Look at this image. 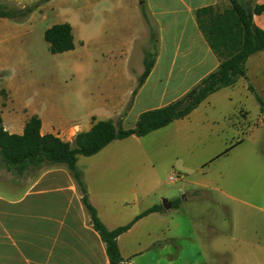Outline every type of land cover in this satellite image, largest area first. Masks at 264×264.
Segmentation results:
<instances>
[{"label":"crops","instance_id":"obj_1","mask_svg":"<svg viewBox=\"0 0 264 264\" xmlns=\"http://www.w3.org/2000/svg\"><path fill=\"white\" fill-rule=\"evenodd\" d=\"M40 1L0 0V3L24 8L38 7ZM226 2L46 0L44 7H36L23 20L0 18V72L10 73L11 66L16 63L14 57L22 54L30 45L32 24L38 20L47 21L48 13L53 12L62 19L56 23H67L72 27L75 48L71 51L77 49L78 43L84 49L90 46L96 48L100 56L99 60L94 59L96 67L105 79L98 99L84 111L72 106L46 109L36 105H29L26 114L14 111L11 107L5 114L0 111L5 130L10 134L21 135L26 122L31 117L38 116L42 123V135L52 134L64 142L72 143L79 133L91 129L94 118L97 121L112 119L121 122L124 129L133 128L143 112L162 108L182 98L217 70L220 60L200 31L196 12L205 7L216 8ZM254 4L264 5V0H254ZM66 6H71L73 12L66 14ZM61 9L66 10L65 13ZM40 10H44V13ZM253 20L264 30V13L254 15ZM145 42L147 47L142 51L141 46ZM259 53L250 56L246 63L247 79H242L246 81L247 92H250L248 85L252 83L250 64L252 60H258L256 56ZM148 54L155 55L154 66L143 85L133 95L144 71V57ZM135 56H138L137 65L140 64L141 67L134 66ZM218 92L210 95L185 118L150 134L174 124L180 126L185 120L197 115L200 108ZM239 110L240 108L230 114L229 120ZM145 137L128 138L141 140ZM128 138L110 143L86 160H99L116 144L119 145ZM79 162L80 156L77 166ZM80 171L89 201L109 230L129 224L153 206H161V209L140 218L129 230L118 236L122 264L208 263L206 256L200 251L183 257L176 252L180 244V238L175 235L179 224L170 217V213L181 210L182 203L179 200H167L171 204L170 209H165L162 203L157 202H152L143 209L138 208V200L149 199L156 193V179H89L88 170ZM90 172L94 173L95 169ZM11 174L8 179H14L13 183L25 176ZM26 179L29 180L24 188L14 185L11 191L0 193V264H110L105 243L91 224L81 193L68 168L46 166L34 175H27ZM224 184L203 180L191 185L200 188L203 194L214 192L220 198L237 200ZM187 185L185 183L180 188L181 193L194 197L197 189L192 188L187 192ZM241 202L247 207L234 210L233 219H244L245 225L237 226V230L234 227L231 239L242 250L230 253L226 249L215 248L214 253L219 257L216 264L225 254L230 255L231 264L261 263V238L255 226L260 219L255 210L260 209L250 200ZM219 205L223 206V202L220 201ZM213 230L214 233L217 232V229ZM195 238L199 243L202 242L198 237Z\"/></svg>","mask_w":264,"mask_h":264},{"label":"rangeland","instance_id":"obj_2","mask_svg":"<svg viewBox=\"0 0 264 264\" xmlns=\"http://www.w3.org/2000/svg\"><path fill=\"white\" fill-rule=\"evenodd\" d=\"M226 1L215 8L216 12L231 9L230 2ZM242 1L254 5V0ZM45 4L46 0H41L37 8ZM72 9L66 6V14L72 13ZM47 17V21L32 24L30 45L14 57L16 63L10 73L0 72L1 114L10 107L26 114L29 105L46 109L72 106L84 111L98 99L105 79L96 67L94 59H100L96 48L84 49L77 42L75 51L52 54L44 32L62 19L53 12ZM145 47L147 42L142 44V51ZM256 57L258 60L250 64V85L264 99V51ZM137 60L135 56L134 66L141 67ZM239 108L229 120V115ZM116 145L97 161L80 156L79 170H88L89 179H156V193L149 199L138 200V208L143 209L152 202L163 203L164 199L182 203L179 212L170 213L179 224L175 234L180 238L177 254L183 257L200 251L206 256L207 264H216L219 257L214 253L215 248L230 253L241 251L231 234L234 227L237 230V226L245 225V220L237 217L234 220L233 213L247 207L241 201L250 200L260 209L255 210L260 216L255 226L261 238L260 264H264V113L255 96L247 92L244 79L215 94L197 115L180 126L174 124L141 140L128 138ZM94 169V173L90 172ZM11 175L0 160V193L11 191L14 185L24 188L29 180L25 175L13 183L14 179H8ZM174 175L178 177L172 183L170 177ZM203 180L225 183L237 200L220 198L214 192L203 194L200 188L191 185ZM185 183L187 192L197 189L194 197L181 193ZM220 201L223 206L219 205ZM219 261L218 264H231V257L225 254Z\"/></svg>","mask_w":264,"mask_h":264},{"label":"trees","instance_id":"obj_3","mask_svg":"<svg viewBox=\"0 0 264 264\" xmlns=\"http://www.w3.org/2000/svg\"><path fill=\"white\" fill-rule=\"evenodd\" d=\"M228 1L231 9L225 12H216L211 6L196 12L200 31L220 60L217 70L209 74L182 98L162 108L143 112L133 128L124 129L121 122L112 119L97 121L94 118L91 129L79 133L74 141L69 143L52 134L42 135V123L38 116H33L26 122L21 135L6 131L0 116V160L6 169L14 175L23 176L34 175L46 166H66L81 193L83 205L90 216L94 230L105 243L110 264L123 262L117 242L118 236L129 230L140 218L161 209V206H153L129 224L109 230L89 201L82 173L77 166L78 156L90 157L116 140L131 136L141 138L165 128L172 122L188 116L210 95L233 86L242 78L247 79L248 59L264 51V30L253 20L254 15L264 13V5L252 6L242 0ZM36 7L37 5L20 8L8 3H0V18L23 20ZM44 39L49 44L52 54L68 52L75 48L72 27L67 23L48 28L44 32ZM154 62V54L145 56V69L133 95L151 73ZM248 90L255 96L261 112L264 113V99L250 84Z\"/></svg>","mask_w":264,"mask_h":264},{"label":"water","instance_id":"obj_4","mask_svg":"<svg viewBox=\"0 0 264 264\" xmlns=\"http://www.w3.org/2000/svg\"><path fill=\"white\" fill-rule=\"evenodd\" d=\"M163 207L165 209H170L171 208V204L168 203V201L166 199L163 200V203H162Z\"/></svg>","mask_w":264,"mask_h":264},{"label":"built area","instance_id":"obj_5","mask_svg":"<svg viewBox=\"0 0 264 264\" xmlns=\"http://www.w3.org/2000/svg\"><path fill=\"white\" fill-rule=\"evenodd\" d=\"M177 177H178V176H175V175H174V176H171V177H170V181H171V182H175V181L177 180Z\"/></svg>","mask_w":264,"mask_h":264}]
</instances>
